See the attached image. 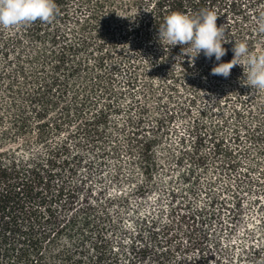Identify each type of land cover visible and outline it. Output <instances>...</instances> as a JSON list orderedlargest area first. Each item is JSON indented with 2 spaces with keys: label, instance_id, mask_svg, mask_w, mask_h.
Listing matches in <instances>:
<instances>
[{
  "label": "trees",
  "instance_id": "obj_1",
  "mask_svg": "<svg viewBox=\"0 0 264 264\" xmlns=\"http://www.w3.org/2000/svg\"><path fill=\"white\" fill-rule=\"evenodd\" d=\"M107 1L54 0L55 14L48 22L37 20L22 26H0V264H120L117 253L108 249L101 229L91 219L89 207L81 209L73 205L79 193L74 176L81 165L83 151L98 152L103 157L116 152L121 140L126 146L134 140L136 143L130 150L138 147L139 165L149 164L140 155L154 139L140 143L136 139L144 130L142 121L148 118L147 101L152 95L151 88L141 84L134 74V63L143 51L156 66L168 67L171 76H174V67L180 74L196 71L201 76V80L194 79L196 83L182 90L163 81L158 97L163 116L150 120L152 125L155 123L152 128L156 132L163 130L162 121L175 116L184 118L185 122L189 117L195 127L200 124L197 117L191 118L189 114L199 105L201 95L197 83L205 80L209 66L201 64L197 56L192 57L194 52L187 44L152 42V47L142 48L140 43L130 56L121 52L110 60L105 49L110 34L117 33L126 39L131 34L138 36L140 31L138 25H127L125 18L102 23L101 13L108 6ZM128 2L137 8L143 3L153 4L148 20L153 22L152 26L159 27L172 11L195 16L201 10L210 9L219 16L223 8L229 7V12L238 15L236 20L255 21L256 28L250 27L251 33H247L253 37L255 31L259 33V19L264 17V0H231L229 4L226 0ZM244 5L247 10L242 9ZM227 34L225 30L224 38ZM227 56L226 62L232 59L233 53L227 52ZM212 58L208 60L214 66L218 62ZM257 98V115H261L264 90L251 89L246 84L236 92L223 94V101L229 103L235 99L242 106L253 104ZM214 106L219 110L222 104L215 100L210 108ZM210 108L198 109L204 117L203 125L212 120L207 116ZM244 109H232L231 115L241 118ZM118 112L125 115L121 126L110 119L111 113ZM257 118L260 120L254 128L233 123L231 131L234 137L239 135V127L243 128L247 141L257 145L240 178L260 169L253 180L263 185L264 165L259 159L264 153V116ZM200 133L204 134L203 139L208 136L201 128L195 134L201 136ZM182 140L177 144L180 161L185 158ZM233 151L225 152L221 160L229 171L238 165ZM195 158L201 164L207 159L206 156ZM62 211L71 214L64 215ZM194 248L203 249L199 243ZM137 253L146 252L140 248ZM170 256V252L164 251L160 255L162 264L205 261L203 254L187 262H172ZM239 256L244 261L242 264H264V247H253Z\"/></svg>",
  "mask_w": 264,
  "mask_h": 264
},
{
  "label": "rangeland",
  "instance_id": "obj_2",
  "mask_svg": "<svg viewBox=\"0 0 264 264\" xmlns=\"http://www.w3.org/2000/svg\"><path fill=\"white\" fill-rule=\"evenodd\" d=\"M226 1L229 4L231 0ZM107 2L108 6L101 13L102 23L125 18L127 25H138L140 31L138 36L131 34L126 39H121L117 33L110 34L105 43L110 60L121 52L130 56L140 43L142 48L159 43L168 45L159 40V25L152 26L153 22L148 20L153 4L143 3L137 8L128 0ZM242 9L247 10V7L244 5ZM219 14L216 24L218 27L222 25L228 33L223 38L228 42L222 44L226 54L221 57V62L228 59L227 52L233 53L234 42L247 41L249 49L254 52L264 50V33L256 34L255 31L253 37L247 34L250 27H255L253 19L238 21V15L229 12V7L223 8ZM197 57L201 64L210 69L213 67L202 52ZM212 60L215 61L214 57ZM134 64L138 81L152 90L147 101L148 118L146 116L142 121L144 130L136 136L139 143L154 139L140 155L149 164L139 165L138 147L130 150L136 143L134 140L127 146L121 140L116 145V152L103 157L98 152L83 151L81 165L74 176L79 183V193L73 205L81 209L89 207L91 219L101 229L108 249L117 253L120 264H162L164 260L160 255L166 250L170 252L169 260L172 262H187L203 254L205 261L197 264H214L216 261L221 264L244 263L239 256L242 251L246 253L253 247H264V184L259 185L253 180L260 169L240 178L248 158L257 150L256 143L247 141L241 127L254 128L260 120L257 116L263 117L264 113L257 115L259 98L247 106L240 105L235 99L229 103L223 101V94L245 87L247 82L242 67L230 71L227 78L213 75L209 69L205 80L197 83L201 95L199 105L194 106L189 115L197 117L198 127L189 117L185 122L184 118L175 116L162 121L165 128L156 132L152 128L155 123L152 125L150 120L163 116L158 108L162 85L166 82L172 88L182 90L196 83L194 79L201 80V76L196 71L180 74L174 67L175 79L168 74V67L150 62L145 51ZM215 100L222 104L219 110L215 106L210 108ZM203 106L210 108L207 116L212 119L204 125L201 123L204 117L198 113ZM243 108L246 110L241 112V118L232 116V109L242 111ZM123 117V112L110 115L117 126H121ZM233 123L241 124L239 135L234 137L231 131ZM200 128L208 133L204 139L203 133L201 136L195 134ZM179 140L183 142L181 150L185 158L182 161L177 146ZM237 144L240 145L238 149ZM245 144L249 147L246 148ZM228 151H233L238 161L231 171L221 162L223 154ZM194 156H206L207 159L201 164ZM259 161L264 165V153ZM62 213L71 214L69 211ZM197 243L203 248L201 251L194 248ZM85 246L89 249L88 243ZM140 248H144L146 253H137Z\"/></svg>",
  "mask_w": 264,
  "mask_h": 264
},
{
  "label": "clouds",
  "instance_id": "obj_3",
  "mask_svg": "<svg viewBox=\"0 0 264 264\" xmlns=\"http://www.w3.org/2000/svg\"><path fill=\"white\" fill-rule=\"evenodd\" d=\"M54 0H0V26L9 28L22 26L40 20L50 21L55 14ZM217 15L211 10H201L192 16L180 11H172L164 17L158 28L159 40L170 45H190L194 55L201 52L206 58L214 57L216 63L210 72L227 78L230 70L240 65L244 80L251 89L264 90V50L254 52L249 49L246 41L234 42L233 57L221 62L226 54L222 46L225 29L217 26ZM264 33V17L257 29Z\"/></svg>",
  "mask_w": 264,
  "mask_h": 264
}]
</instances>
